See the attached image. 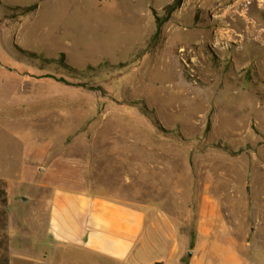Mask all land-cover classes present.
<instances>
[{
  "label": "rangeland",
  "instance_id": "374dc122",
  "mask_svg": "<svg viewBox=\"0 0 264 264\" xmlns=\"http://www.w3.org/2000/svg\"><path fill=\"white\" fill-rule=\"evenodd\" d=\"M173 2L0 0V264H46L56 186L264 264V0H182L154 39Z\"/></svg>",
  "mask_w": 264,
  "mask_h": 264
},
{
  "label": "crops",
  "instance_id": "0c3cea01",
  "mask_svg": "<svg viewBox=\"0 0 264 264\" xmlns=\"http://www.w3.org/2000/svg\"><path fill=\"white\" fill-rule=\"evenodd\" d=\"M203 217V210H202ZM180 231L170 216L150 206L122 201L93 189L56 186L49 204L46 264H218L204 236ZM196 239V248L188 252ZM204 240V241H203ZM200 251V253L197 252ZM191 253L192 255H189ZM228 264H241L239 258Z\"/></svg>",
  "mask_w": 264,
  "mask_h": 264
},
{
  "label": "trees",
  "instance_id": "16d2710c",
  "mask_svg": "<svg viewBox=\"0 0 264 264\" xmlns=\"http://www.w3.org/2000/svg\"><path fill=\"white\" fill-rule=\"evenodd\" d=\"M181 3H182V0H174V2L166 8L167 15L164 16L162 19L157 20V32L154 35V39L157 38V35L159 34V31H160L162 25L168 20L171 13L180 7ZM156 264H161V263H156Z\"/></svg>",
  "mask_w": 264,
  "mask_h": 264
},
{
  "label": "bare ground",
  "instance_id": "6f19581e",
  "mask_svg": "<svg viewBox=\"0 0 264 264\" xmlns=\"http://www.w3.org/2000/svg\"><path fill=\"white\" fill-rule=\"evenodd\" d=\"M251 30V29H250ZM254 32V31H253ZM254 34V33H253ZM260 36V35H259ZM262 37V36H261ZM219 209V208H218ZM205 213H206V216H209L210 217V219H214L215 218V215H216V206H211V205H209V208L208 209H205ZM224 216H226V215H224ZM224 219V218H223ZM225 219H227V217L225 218ZM226 221V220H225ZM215 227V226H214ZM254 237H256L255 235H254Z\"/></svg>",
  "mask_w": 264,
  "mask_h": 264
},
{
  "label": "water",
  "instance_id": "95a60500",
  "mask_svg": "<svg viewBox=\"0 0 264 264\" xmlns=\"http://www.w3.org/2000/svg\"><path fill=\"white\" fill-rule=\"evenodd\" d=\"M26 201V198H23ZM189 255H192L191 253H189Z\"/></svg>",
  "mask_w": 264,
  "mask_h": 264
}]
</instances>
